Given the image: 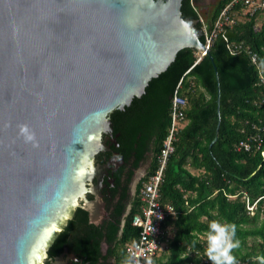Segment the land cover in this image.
I'll return each mask as SVG.
<instances>
[{"label":"water","instance_id":"95a60500","mask_svg":"<svg viewBox=\"0 0 264 264\" xmlns=\"http://www.w3.org/2000/svg\"><path fill=\"white\" fill-rule=\"evenodd\" d=\"M182 1L0 0V264H46L80 207L96 223L87 192L110 114L181 49L209 52Z\"/></svg>","mask_w":264,"mask_h":264},{"label":"trees","instance_id":"16d2710c","mask_svg":"<svg viewBox=\"0 0 264 264\" xmlns=\"http://www.w3.org/2000/svg\"><path fill=\"white\" fill-rule=\"evenodd\" d=\"M229 1L219 0L208 15L200 11L196 0H183L181 10L184 17L202 15L211 26ZM257 17H247L224 30L231 42H243L241 51L232 53L222 32L201 58L194 48H183L165 71L150 80L142 96L110 114L119 143L116 149L125 159L133 157L129 179L153 143L150 167L135 195L130 198L124 193L108 221L90 223L87 210L78 208L75 218L50 244L48 264L66 245L87 264H110L111 259L113 264H131L126 247L141 234L133 224L142 206L139 191L159 166L158 155L171 124L172 96L181 79V93L188 101L187 124L175 140L160 188L161 201L171 203L178 213L165 221L172 235H167L166 247L154 261L211 264L205 252L206 232L208 224L217 220L236 225L234 239L240 241L232 253L236 261L260 264L256 258L264 256V79L246 49L257 53L264 69V20L256 28ZM198 26L202 27L201 22ZM201 40L206 43L203 34ZM219 123V137L211 145ZM251 135L259 137L252 140L253 149H238L237 143ZM127 201L130 207L124 214ZM248 204L256 205L254 213ZM103 241L108 246L106 253Z\"/></svg>","mask_w":264,"mask_h":264},{"label":"built area","instance_id":"2783aa9c","mask_svg":"<svg viewBox=\"0 0 264 264\" xmlns=\"http://www.w3.org/2000/svg\"><path fill=\"white\" fill-rule=\"evenodd\" d=\"M255 15L258 16V19L264 20V0H230L211 26L200 15L198 22L202 24V34L206 39L205 44L210 48L215 37L222 32L225 40H227V46L230 51L232 53L241 51L244 48L243 42H231L224 30L226 27L234 26L238 21H244L245 18ZM246 49L251 54L252 61L260 69L264 79V69L259 65L257 53L252 52L249 47H246ZM181 88L182 79L179 81L172 96L170 112L171 124L169 133L158 155L159 166L144 181L139 191L142 206L141 211L134 215L133 224L141 229V234L138 241L129 243L126 247L131 264H157L154 261V257L158 256L166 247V237L169 235V228H166L164 223L169 216H176L178 213L171 203H163L161 201L160 188L168 159L175 151V140L177 139L179 131L187 124L186 111L188 101L181 93ZM258 139V135L248 136L246 139L237 143V148L250 151L253 149L252 140L257 141ZM255 207V204H248L251 213H254ZM236 264H244V262L236 261Z\"/></svg>","mask_w":264,"mask_h":264},{"label":"flooded vegetation","instance_id":"af4514ba","mask_svg":"<svg viewBox=\"0 0 264 264\" xmlns=\"http://www.w3.org/2000/svg\"><path fill=\"white\" fill-rule=\"evenodd\" d=\"M218 1L219 0H210L207 3L205 2L204 5L200 6V9H202L200 11L204 12L206 15L210 14L215 4ZM197 2L198 0H196V4L198 5ZM111 126L113 127V122L111 123ZM106 132L103 133L101 142L103 143V145H107L110 148L106 146L105 149L101 148L95 153V165L98 167V171H96L97 173L94 172L91 174V182L93 184L92 187L93 190L87 192V197L90 200L97 201V205L94 209L95 210L94 218L97 219V221L94 222H96L97 225L104 223L106 220L108 221L112 217V213L117 207L120 197L124 193L127 192L131 198L132 187L136 179V174L141 169L143 163L146 162L147 160H148V167L146 171L148 170L152 161L153 147H154V144L151 143L150 149L146 152L144 159L141 161V165L137 169H134L131 179H129L130 173L131 171H133V157L131 159H125V157L121 155L120 152L116 149V147H119V143L117 142L116 136L114 135V128L112 132L111 130H108ZM140 179L137 181L134 187L135 193H136L137 184L140 181ZM129 207L130 204L127 201V204L125 206L126 212L124 214L127 213ZM76 211L77 209L75 210L73 217L71 218L72 220L76 216ZM87 213L89 216V222L93 223L88 211ZM104 243L106 242L103 241L102 246ZM59 257H63V258L58 259ZM47 261H49V258L47 259ZM47 261L46 264H48ZM50 264H87V263L83 262V259L79 258L77 252L73 251L71 247L66 245L62 250V252L59 255H57L55 258H53Z\"/></svg>","mask_w":264,"mask_h":264},{"label":"clouds","instance_id":"9594fccd","mask_svg":"<svg viewBox=\"0 0 264 264\" xmlns=\"http://www.w3.org/2000/svg\"><path fill=\"white\" fill-rule=\"evenodd\" d=\"M20 131L25 135L26 140L34 141L35 134L31 133L27 125H20ZM236 235V225L222 224L217 220H212L208 224L206 232V255L211 264H236V257L233 250L240 247V241L234 239ZM260 264H264V256L257 257Z\"/></svg>","mask_w":264,"mask_h":264},{"label":"rangeland","instance_id":"374dc122","mask_svg":"<svg viewBox=\"0 0 264 264\" xmlns=\"http://www.w3.org/2000/svg\"><path fill=\"white\" fill-rule=\"evenodd\" d=\"M203 1H204V2H203ZM209 1H210V0H198L197 3H198L199 6H201V5H204L205 2L207 3V2H209ZM200 10H202V9H200ZM262 22H263V20L258 19V20H257V23H256V28H260ZM201 29H202V28H201ZM147 167H148V160H147L146 162L143 163V165L141 166V169H140V170L138 171V173L136 174V179H135V182H134L133 187H132L131 198L135 195V188H134V187H135L137 181H138L142 176L145 175ZM192 170H193L194 172H196V173H197V171H199V170H197V169H192ZM102 247H103V251L105 252L106 249H107V244L104 243ZM110 264H113V259L110 260Z\"/></svg>","mask_w":264,"mask_h":264},{"label":"bare ground","instance_id":"6f19581e","mask_svg":"<svg viewBox=\"0 0 264 264\" xmlns=\"http://www.w3.org/2000/svg\"><path fill=\"white\" fill-rule=\"evenodd\" d=\"M108 130H112V129H111V124L105 126V128H104L103 131H102V137H103V133L106 132V131H108ZM106 133H107V132H106ZM102 137H101V140H102ZM96 171H98V168H95L94 171H93L92 173H94V172H96ZM92 173H91V174H92ZM96 173H97V172H96ZM90 177H91V175H90ZM98 177H99V176H98Z\"/></svg>","mask_w":264,"mask_h":264},{"label":"crops","instance_id":"0c3cea01","mask_svg":"<svg viewBox=\"0 0 264 264\" xmlns=\"http://www.w3.org/2000/svg\"><path fill=\"white\" fill-rule=\"evenodd\" d=\"M192 170V169H191ZM192 172L193 173H196V172H194L193 170H192ZM198 173H200V170L199 171H197V173L196 174H198ZM169 233L171 234L172 232H170V229H169ZM172 235V234H171Z\"/></svg>","mask_w":264,"mask_h":264}]
</instances>
